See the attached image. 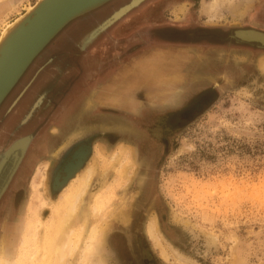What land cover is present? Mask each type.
Masks as SVG:
<instances>
[{"label": "rangeland", "instance_id": "obj_1", "mask_svg": "<svg viewBox=\"0 0 264 264\" xmlns=\"http://www.w3.org/2000/svg\"><path fill=\"white\" fill-rule=\"evenodd\" d=\"M37 1L0 0V36ZM129 1L110 0L71 21L1 102L0 153L31 139L0 196V240L20 238L41 168L50 167V197L62 196L67 185L53 189L55 170L85 142L95 171L90 194H114L100 215L105 264H180L173 249L191 264H264V47L228 37L236 28L264 31V0L249 2L239 18L225 10L209 18L203 0H144L81 45L98 20ZM168 49L182 74L171 86H153L157 96L131 90L108 100L100 91L134 58ZM30 90L33 100L44 94L36 105L27 102ZM90 147L78 145L62 168ZM49 208L41 210L46 219ZM151 214L167 259L146 234Z\"/></svg>", "mask_w": 264, "mask_h": 264}, {"label": "bare ground", "instance_id": "obj_2", "mask_svg": "<svg viewBox=\"0 0 264 264\" xmlns=\"http://www.w3.org/2000/svg\"><path fill=\"white\" fill-rule=\"evenodd\" d=\"M73 1L75 0L49 1L43 9L12 38L5 51L0 55V95L11 85L20 70L25 67V63L31 57L30 54L32 52L30 51L32 49L35 50L39 46L36 43L39 37L41 38L47 33L50 27L57 26L55 23L60 19L59 17L67 12L70 7L69 4ZM137 1L138 0H131V3ZM251 1L252 0H203L201 11L206 13L209 18H222L224 10L232 17L239 18L242 16L247 4ZM126 4L120 6L122 8L118 10L119 7L115 15H118L122 9L126 8ZM180 7L181 10L179 13L184 11L185 5ZM107 17L105 19H107ZM105 19L102 21H105ZM102 21L99 24H101ZM10 25L7 24L6 26L9 27ZM51 28L47 34L51 32ZM4 31L6 32L7 30ZM96 33V30L91 29L82 37V43L86 44L95 37ZM237 33L242 37H263L264 39V34L255 30H242L240 28L237 29ZM176 58L177 55H175L173 51L171 52V50H165L163 52L159 50L142 54L134 58L131 65H126L118 69L113 75L114 80L101 87L100 91L103 95H106V98L108 97V100L113 98L115 94L126 93L131 90L135 92L138 91L137 93H142L148 97L157 96L156 93L152 92L151 88L153 86L168 87L178 82L180 79L182 71L174 68L173 65V60ZM258 64L259 68L264 71V59L262 57L258 58ZM192 65H194V63H192ZM144 89L145 92H140V90ZM90 151L91 147L86 155L74 165L71 158L72 164H70L72 166H70V168L68 167L69 170H66V167L63 168L66 174L62 175L61 178L59 177V172L54 174L52 185L54 186L57 184L54 189H61L67 185L64 188V190L66 189L65 192H63L61 194L62 196L56 201L52 199L47 192L49 178L48 167L41 168L42 170L38 172V179L31 184L32 196H34L37 201L35 204L32 201L28 203L27 216L29 218L25 220L26 222L24 221L25 223L20 227V238L18 237V239H16L13 234H10L9 236L11 237L9 238L8 236L1 237L0 264H105L100 258V250L103 245V239H105L104 234L106 226L103 225V218L105 217L101 218L100 215L105 209V205L107 206L104 202H110L114 194L109 189H97L90 194L93 177L95 175L93 166L86 164L89 160ZM10 156L11 159L15 158L16 150L13 151ZM112 158L116 159L114 155H112ZM65 164L67 165V162ZM117 171L127 180L126 168L121 167ZM91 195L93 196V199L91 198L92 201L88 200V197ZM36 205L38 206L36 207ZM47 207H50V216L48 219L44 218L41 212L42 209ZM90 215L95 219L89 223L88 219ZM122 220L127 222L128 217L123 216ZM145 231L152 240L153 245L155 244L160 248L162 258L167 259V251L160 242L161 235L158 230L155 214H151L146 221ZM40 233H42L41 237ZM31 246L34 248L32 249ZM31 250L34 251L31 252ZM173 251L176 256L175 260L177 259L180 264L193 263V261L191 262L187 259L188 257L180 255V253L174 249Z\"/></svg>", "mask_w": 264, "mask_h": 264}, {"label": "water", "instance_id": "obj_3", "mask_svg": "<svg viewBox=\"0 0 264 264\" xmlns=\"http://www.w3.org/2000/svg\"><path fill=\"white\" fill-rule=\"evenodd\" d=\"M51 0H38L32 7L28 8L21 16H19L15 21L11 23L9 27H6L7 30L6 32L4 31L3 34L0 36V55L5 51L7 48L8 44L11 42L12 38L17 35L31 20L32 18L37 15L43 7ZM110 0H75L69 4V9L65 14H63L60 19L55 23L57 26H52L51 32L49 34L48 29L47 33H45L41 38L37 40V45H39L35 50H31L32 52L30 54V58L28 61L25 63V67L20 70V72L16 75L14 78V81L7 87L6 90L3 91V93L0 95V104L1 102L5 99L6 95L10 92L14 84L18 81V78L20 77L21 74L25 71V68L27 65L31 63V61L47 46V44L65 27L67 26L71 21L91 12L92 10L98 8L99 6L105 4ZM144 0H138L135 3H131V0L127 2L125 6L126 8L122 9V11L118 14L115 15L118 10H120L122 7H120L117 11H114L111 13L105 21H102L101 24L98 25L97 28H93L96 30V36H98L100 33L103 31L107 30L109 27H111L118 19H120L124 14H126L129 10L132 8L136 7L139 5L141 2ZM110 19V20H109ZM54 24V25H55ZM98 29V30H97ZM242 30H255L257 32H260L264 34L263 30L260 29H255V28H241ZM47 34V35H46ZM46 35V36H45ZM95 37L93 39H95ZM228 37L233 38L237 42L241 43H250V44H255L258 45L259 47H264V39L263 37L257 38V37H242L237 33V28L233 30L232 33L229 34ZM93 39L89 40L86 44L83 45L82 40V46H86L90 44ZM32 46V45H31ZM30 46V47H31ZM17 96V98L14 100L13 104L15 101L18 100L20 97ZM31 139V135H26L23 137H20L16 139L14 142L10 144V146L3 150L0 153V196L4 189L6 188L7 184L9 183L12 175L14 174L21 158L23 157V154L25 152V149ZM16 150V157L11 159V153ZM11 159V161H10ZM9 160V161H8ZM3 167V168H2ZM2 168V169H1ZM53 186V185H52ZM54 189V186H53ZM58 189V188H57ZM60 189V188H59Z\"/></svg>", "mask_w": 264, "mask_h": 264}, {"label": "flooded vegetation", "instance_id": "obj_4", "mask_svg": "<svg viewBox=\"0 0 264 264\" xmlns=\"http://www.w3.org/2000/svg\"><path fill=\"white\" fill-rule=\"evenodd\" d=\"M107 17V16H106ZM105 17H102V19H100V20H98L97 21V23L95 24V26H94V28L104 19ZM91 29H93V28H91ZM90 29V30H91ZM89 30V31H90ZM84 35H86V33L84 34ZM81 45H82V43H81ZM83 45H84V43H83ZM169 50V49H168ZM150 53V52H149ZM142 55V54H141ZM141 55H139V56H141ZM138 56V57H139ZM193 59V58H192ZM134 60V59H133ZM190 62H192V61H190ZM124 67V66H123ZM182 73V72H181ZM36 87L37 88H39V85H36ZM40 88H41V86H40ZM36 89V88H35ZM37 90V89H36ZM36 90H33V91H31L30 90V93H29V95H28V97H27V102L28 101H30V102H32V100H33V98L36 96V94H35V92H36ZM145 90V89H144ZM144 90H140V92H145ZM142 94V93H141ZM140 94V95H141ZM41 96V97H40ZM43 96H44V94H39L38 96H37V98H35L34 100H33V102L35 103L37 100L39 101L40 99L42 100V98H43ZM40 97V99H38ZM38 101L34 104V105H36L37 103H38ZM33 102H32V104H33ZM30 112V111H29ZM26 119V118H25ZM80 144H86L87 146H89L90 147V144L89 143H79V144H77L76 146H75V148H73L72 150L70 149V154L68 155V157L67 158H65V160L63 161V163L59 166V168H57L56 170H55V174H56V172H59V177L61 178L62 177V175H65L66 174V172H65V170L62 168L63 167V165H64V163H65V161L67 162L68 160H69V157L71 156V154H72V152L77 148V146L78 145H80ZM90 153H91V151H90ZM90 156V155H89ZM71 158V157H70ZM50 169V167H48V170Z\"/></svg>", "mask_w": 264, "mask_h": 264}, {"label": "crops", "instance_id": "obj_5", "mask_svg": "<svg viewBox=\"0 0 264 264\" xmlns=\"http://www.w3.org/2000/svg\"><path fill=\"white\" fill-rule=\"evenodd\" d=\"M104 19H105V18H104ZM104 19H103V20H104ZM95 28H96V27H95Z\"/></svg>", "mask_w": 264, "mask_h": 264}]
</instances>
